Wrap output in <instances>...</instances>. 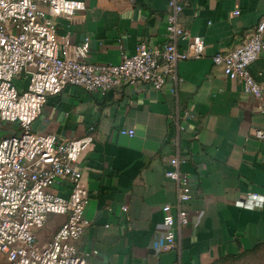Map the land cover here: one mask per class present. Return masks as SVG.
<instances>
[{"label": "crops", "instance_id": "crops-1", "mask_svg": "<svg viewBox=\"0 0 264 264\" xmlns=\"http://www.w3.org/2000/svg\"><path fill=\"white\" fill-rule=\"evenodd\" d=\"M79 1L85 10L59 19L57 31L70 45L88 41V63L117 65L141 42L165 43L169 0ZM262 19L264 0H185L179 23L203 40L205 55L177 63L160 90L139 82L101 95L68 86L47 98L32 124L35 133L94 138L79 165L90 226L77 246L90 253L87 264H205L264 243V142L254 137L264 130V110L211 60L243 43ZM186 45L178 43L181 50ZM249 71L264 90V50ZM14 84L26 86L23 78ZM1 129L18 133L15 124ZM122 129L135 136L120 135ZM173 158L191 199L182 205L188 223L177 232V248L163 252L162 207L178 209L177 184L165 178ZM66 187L55 192L65 195ZM64 220L49 215L39 243L50 242Z\"/></svg>", "mask_w": 264, "mask_h": 264}, {"label": "built area", "instance_id": "built-area-1", "mask_svg": "<svg viewBox=\"0 0 264 264\" xmlns=\"http://www.w3.org/2000/svg\"><path fill=\"white\" fill-rule=\"evenodd\" d=\"M184 2L168 1L164 44L153 48L141 42L134 55L123 56L121 63L112 65L84 61L88 41L70 45L68 36L58 35V20L83 12L82 1L0 0V128L3 124L18 127V133L0 136V264H87L90 253L77 246L90 226L84 218L88 191L79 165L94 138L58 139L54 134L35 133L32 124L47 98L68 86L101 95L139 82L160 90L177 63L202 58L205 43L184 30L178 20ZM182 40L186 50L178 46ZM262 50L264 19L243 43L216 53L211 60L264 110V90L249 71ZM18 78L26 82L23 90L14 84ZM119 134L132 138L135 131L122 129ZM254 137L264 142V130H256ZM177 163L171 159V169L165 173L166 179L177 184L178 209L172 214L170 205L162 207L166 229L158 244L163 252L177 248V232L188 223L182 205L191 199L190 186ZM62 185L67 186L65 195L55 192ZM247 198L258 197L247 194ZM49 215L65 216V220L50 242L40 244L37 234Z\"/></svg>", "mask_w": 264, "mask_h": 264}, {"label": "rangeland", "instance_id": "rangeland-1", "mask_svg": "<svg viewBox=\"0 0 264 264\" xmlns=\"http://www.w3.org/2000/svg\"><path fill=\"white\" fill-rule=\"evenodd\" d=\"M4 135V130L0 128V136ZM205 264H264V247L256 253L240 255L236 258L223 257L209 261Z\"/></svg>", "mask_w": 264, "mask_h": 264}, {"label": "trees", "instance_id": "trees-1", "mask_svg": "<svg viewBox=\"0 0 264 264\" xmlns=\"http://www.w3.org/2000/svg\"><path fill=\"white\" fill-rule=\"evenodd\" d=\"M262 247H264V243H261L259 245H257L255 248L251 249V250H246V251H243L237 255H232V256H227V257H233V258H236L240 255H245V254H251V253H256L258 252Z\"/></svg>", "mask_w": 264, "mask_h": 264}]
</instances>
